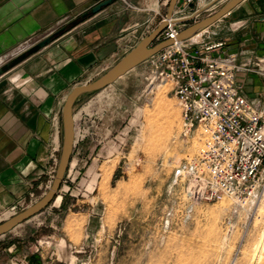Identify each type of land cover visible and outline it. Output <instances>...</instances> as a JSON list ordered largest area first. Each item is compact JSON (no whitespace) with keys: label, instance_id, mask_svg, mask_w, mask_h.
<instances>
[{"label":"rangeland","instance_id":"374dc122","mask_svg":"<svg viewBox=\"0 0 264 264\" xmlns=\"http://www.w3.org/2000/svg\"><path fill=\"white\" fill-rule=\"evenodd\" d=\"M161 1L147 2L158 14L142 38L165 17L168 4ZM238 82L264 105V75L247 73ZM101 91L103 101L93 106L91 97ZM95 94L73 107L76 143L57 194L60 204L54 205L56 198L1 240L0 264H11L2 250L17 239L27 253L41 250L32 261L43 264H264V196L245 204L194 202L185 195L186 182L175 181L174 168L195 155L198 142L180 135L178 102L169 84L154 79L149 63Z\"/></svg>","mask_w":264,"mask_h":264},{"label":"crops","instance_id":"0c3cea01","mask_svg":"<svg viewBox=\"0 0 264 264\" xmlns=\"http://www.w3.org/2000/svg\"><path fill=\"white\" fill-rule=\"evenodd\" d=\"M104 1L0 0V214L19 209L46 185L72 88L115 65L158 14L148 9L149 0H124L141 9L115 0L93 13ZM228 1L195 0L189 11H198L200 21ZM211 41L224 42L216 54L234 55L237 64L264 57V0H244L191 37L193 44ZM240 75L246 74L238 73L237 80ZM103 98L101 91L89 102L94 106ZM56 201L58 206L61 196ZM23 244L22 239L5 243L9 262L43 264L32 261L41 250L27 253Z\"/></svg>","mask_w":264,"mask_h":264},{"label":"built area","instance_id":"2783aa9c","mask_svg":"<svg viewBox=\"0 0 264 264\" xmlns=\"http://www.w3.org/2000/svg\"><path fill=\"white\" fill-rule=\"evenodd\" d=\"M194 1L177 0L157 38L173 43L146 60L154 79L171 86L180 107V135L198 142L195 155L178 164L173 177L186 182L185 195L191 201L226 198L245 204L264 196V105L247 96L236 75H264V57L237 64L234 55L216 54L224 46L222 41L199 45L191 38L177 41L183 29L199 20L198 11H189ZM168 2L161 1L164 6ZM57 151L58 146L53 147L49 156L51 176L45 189L58 166ZM15 212L9 210L0 216L8 214L9 218Z\"/></svg>","mask_w":264,"mask_h":264},{"label":"water","instance_id":"95a60500","mask_svg":"<svg viewBox=\"0 0 264 264\" xmlns=\"http://www.w3.org/2000/svg\"><path fill=\"white\" fill-rule=\"evenodd\" d=\"M115 0H105L93 9V13L100 10L101 7L111 4ZM244 0H230L221 9L212 15L201 19L200 21L191 24L183 29L176 37L177 41L189 39L201 30L207 28L211 24L220 20L226 14L231 12ZM177 0H169L166 10L165 19L145 38L136 44L126 55H124L115 65L102 74L92 82L77 85L67 95L61 111V126H62V146L59 156L58 166L47 192L34 204L30 205L23 211L12 216L8 220L0 224V237L20 224L28 221L30 218L39 214L42 210L47 208L53 201H55L57 194L60 190L61 183L67 171L73 147H74V119L73 107L75 102L83 95L91 94L115 83L118 79L122 78L128 72L145 62L148 58L155 55L162 49L170 46L173 40H163L153 45L160 34L167 26V20L171 18L173 9ZM46 40L42 45L47 43Z\"/></svg>","mask_w":264,"mask_h":264},{"label":"bare ground","instance_id":"6f19581e","mask_svg":"<svg viewBox=\"0 0 264 264\" xmlns=\"http://www.w3.org/2000/svg\"><path fill=\"white\" fill-rule=\"evenodd\" d=\"M73 119H74V117H73ZM57 198V197H56Z\"/></svg>","mask_w":264,"mask_h":264},{"label":"trees","instance_id":"16d2710c","mask_svg":"<svg viewBox=\"0 0 264 264\" xmlns=\"http://www.w3.org/2000/svg\"><path fill=\"white\" fill-rule=\"evenodd\" d=\"M92 94V93H91Z\"/></svg>","mask_w":264,"mask_h":264}]
</instances>
